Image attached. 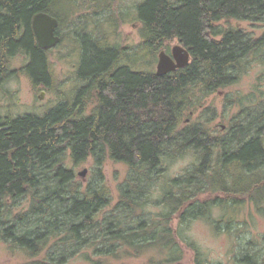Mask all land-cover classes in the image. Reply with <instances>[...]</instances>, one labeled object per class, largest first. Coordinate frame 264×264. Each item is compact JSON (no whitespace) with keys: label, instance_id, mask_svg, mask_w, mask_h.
<instances>
[{"label":"trees","instance_id":"obj_1","mask_svg":"<svg viewBox=\"0 0 264 264\" xmlns=\"http://www.w3.org/2000/svg\"><path fill=\"white\" fill-rule=\"evenodd\" d=\"M60 1L0 0V81L18 73L11 66L22 54L28 63L18 71L35 85L51 87L50 52L37 44L32 18L39 12L58 17L55 7ZM111 1L91 0L98 10L111 8ZM126 15L110 13L106 21L92 24L90 32L86 26L84 32L75 29L78 76L86 84L75 103L61 102L45 113L0 122V204L8 208L0 210V241L32 258L42 255L52 241L62 249L31 264H65L84 250L100 258L148 256V264H184L182 243L195 252L196 264H206L196 242L185 234L193 221L207 219L216 233L223 227L232 233L237 221L214 220L215 208L249 203L264 213V85L257 89L259 102L248 97L251 104L241 105L225 134L215 136L200 124L180 130L184 114L196 106L190 99L193 87L208 96L236 84L252 61L264 64V34L254 38L241 28L220 24L264 21V0L140 2L136 20L145 55L154 61L165 43L176 39L191 54L188 66L163 76L137 68L135 58L124 59L109 33L100 32L103 23L111 31L120 28L129 21ZM62 38L65 45L67 38ZM91 93L97 97L91 114L82 108L76 113L82 97ZM68 151L77 165L89 158L101 165L110 158L129 166L131 174L119 187L118 202L106 215L102 213L114 196L103 170L95 186L82 190L73 170L65 167ZM189 152L197 154V161L182 174L166 177L165 161ZM159 181L163 183L154 197ZM27 197L29 209L10 218L11 201ZM152 207L160 210L153 212ZM255 248H241L232 263L264 264L263 251ZM86 256L91 261V255Z\"/></svg>","mask_w":264,"mask_h":264},{"label":"rangeland","instance_id":"obj_2","mask_svg":"<svg viewBox=\"0 0 264 264\" xmlns=\"http://www.w3.org/2000/svg\"><path fill=\"white\" fill-rule=\"evenodd\" d=\"M142 1L112 0V7L103 12L96 9L91 0H61L55 7V12H57L60 21L72 12L73 7L76 10L60 27L61 34L67 38L65 45L61 43L62 45L52 50L49 55L54 69L53 86L51 88L34 86L28 76L18 71L27 65L28 58L22 54L18 55L11 66V70H17L18 73L0 83V122H3V119L15 118L26 113H45L51 107L59 104L60 99H70L72 97L75 93L73 88L75 84L71 85V82L75 79L76 65L79 60V50L77 51L72 44L73 39L76 37L75 29L84 32L87 27V31L90 32L92 24L98 23L100 20L106 21L110 13L118 15L126 13L129 21L116 31H108L109 27L106 24L100 25V31L109 33L112 44L119 46L124 51V56L127 53L142 52L139 47L143 42L142 28L140 22L136 20V6ZM220 24L225 28L231 26L241 28L254 38H259L264 34V21L252 22L232 19L224 20ZM177 45H182L177 39L166 42L165 46L159 50L156 59L153 61L149 57V63L144 64L142 67L145 70L157 72L160 52L165 50L172 55L173 48ZM263 73L264 64L260 62V59H256L252 61L241 79L232 86L204 97L200 87H193L190 99L196 106L190 108L184 114L180 130L200 124L205 125L215 136L225 134L229 130L233 118L240 112L241 105L250 103L248 97H257L255 102L256 104L259 102L261 97L257 89L259 85H264V82L260 81ZM262 89L264 90V86ZM42 92H44V99L39 98ZM239 100H243V102L241 103ZM96 105L95 95L91 99V103L89 102L88 114L92 112ZM63 159L65 160V167L73 170L76 176L75 181L80 184L82 190H85L90 184L95 186L98 171L103 170L104 180L114 196L112 205L102 213V216L106 215L118 202L119 187L131 174L129 166L116 163L110 158H106L101 165H98L94 158H89L77 165L73 162L70 151ZM195 161H197L195 152H189L174 162L166 160L164 164L168 170L166 177L171 179L182 174ZM84 170H87L86 175L80 176L79 174ZM162 183V181H159L154 185V197L158 196ZM30 204L31 199L29 197L11 201L12 214L10 218H13L15 214L27 211ZM7 209V206L0 204V210L7 211ZM151 210L158 212L160 209L152 207ZM211 216L218 221L224 218H234L237 222L232 233H227L225 227H223L221 233H216L207 219H197L187 227L186 236L196 242L202 254L201 259L206 261V264H233L232 261L241 252V248L252 251L251 247L256 246L253 250H262L264 253V213L259 212L253 204L247 203L235 209L215 208ZM174 227L179 228L177 219L174 221ZM53 244H55V241H52ZM52 245L42 255L32 258L27 251L13 248L9 243L0 241V264H31L33 261L45 259L47 252L62 250L60 247ZM182 245L186 251V258L183 263L196 264L195 252L188 248L185 243H182ZM87 254L88 256L91 255V261L86 256ZM148 260V256L124 258L122 260L100 258L93 256L92 251L84 250L76 257L68 259L65 264H95V262H100L99 264H148Z\"/></svg>","mask_w":264,"mask_h":264},{"label":"water","instance_id":"obj_3","mask_svg":"<svg viewBox=\"0 0 264 264\" xmlns=\"http://www.w3.org/2000/svg\"><path fill=\"white\" fill-rule=\"evenodd\" d=\"M59 25L60 21L52 15L43 12L35 15L33 19V30L41 49L48 51L61 43V37L56 34ZM190 63V52L183 45H177L173 48L172 55L168 54L165 50L160 52L157 74L163 76L182 69ZM40 98H44V93ZM86 173L87 170H84L79 175L85 176Z\"/></svg>","mask_w":264,"mask_h":264},{"label":"flooded vegetation","instance_id":"obj_4","mask_svg":"<svg viewBox=\"0 0 264 264\" xmlns=\"http://www.w3.org/2000/svg\"><path fill=\"white\" fill-rule=\"evenodd\" d=\"M40 13V12H39ZM43 13H47V14H49V15H52V16H54L53 14H51V13H48V12H43ZM38 14V13H37ZM37 14H35V15H37ZM35 15H34V17H35ZM34 17L32 18V28H33V19H34ZM54 17H56V16H54ZM58 20H59V18L58 17H56ZM60 21V20H59ZM60 27H61V21H60V25H59V27H58V29H57V32H56V34L57 35H59L60 37H61V39L63 40V38H62V34H61V32H60ZM34 31V30H33ZM35 34V33H34ZM36 37V36H35ZM36 42H37V44H38V40H37V38H36ZM39 45V44H38ZM57 48V47H56ZM56 48H54V49H56ZM54 49H51V50H48V52H52V50H54ZM46 51V50H45ZM75 74H76V76H75V79H74V81H72L71 82V85H74L73 86V88H74V90H75V93H73V95H72V97L70 98V100L71 101H73V103H75V99L77 98L76 96H77V92L80 90V88H82V87H84L86 84H85V82L84 81H81L80 79H79V76H78V70H77V65H76V72H75ZM30 79V78H29ZM31 80V79H30ZM4 81H6V80H4ZM33 83V82H32ZM53 83H54V79L52 80V82H51V87L53 86ZM34 86H42V87H44V88H51V87H45L44 85H35V84H33ZM44 92H42V94H43ZM41 94V95H42ZM40 95V96H41ZM90 97H91V99H93L94 97H95V93H91L89 96H84V97H82V99H81V101L83 102L84 101V103H85V105H84V107H83V103L81 102V103H78L77 104V106H76V113H78V110H80V108H82L83 110H84V112H86V114L87 115H90V114H88V112H87V110H88V107H89V102L91 103V99H90ZM40 98V97H39ZM41 99V98H40ZM44 99V98H43ZM77 100V99H76ZM96 100H97V97H96ZM60 102L59 103H61V102H64V99H60L59 100ZM93 110V109H92ZM91 112V111H90Z\"/></svg>","mask_w":264,"mask_h":264},{"label":"bare ground","instance_id":"obj_5","mask_svg":"<svg viewBox=\"0 0 264 264\" xmlns=\"http://www.w3.org/2000/svg\"><path fill=\"white\" fill-rule=\"evenodd\" d=\"M107 9H100V11H103V12H105ZM108 17H110V16H108ZM102 22H103V20H101ZM104 24V23H103ZM105 25V24H104ZM108 31H111V30H108ZM113 31H116V30H113ZM101 32V31H100ZM102 33V32H101ZM61 43H62V41H61ZM61 43L58 45V46H60L61 45ZM57 46V47H58ZM56 48V47H55ZM54 49V48H53ZM142 52H143V54H142ZM142 52H139V51H136V52H132L131 54L130 53H127V54H125V56H124V59H126L127 58V60H128V58L129 57H132V58H135L136 59V61H137V65H138V67L137 68H139V69H143L144 70V68L142 67V66H144V64L146 65V64H148V62H149V59H148V55H145V52L142 50ZM4 81V80H3ZM3 81H0V83H2ZM66 101H71L70 99H64V102H66Z\"/></svg>","mask_w":264,"mask_h":264}]
</instances>
